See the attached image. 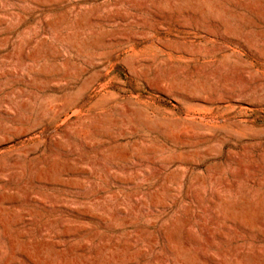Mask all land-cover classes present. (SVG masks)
<instances>
[{
    "label": "rangeland",
    "instance_id": "1",
    "mask_svg": "<svg viewBox=\"0 0 264 264\" xmlns=\"http://www.w3.org/2000/svg\"><path fill=\"white\" fill-rule=\"evenodd\" d=\"M0 264H264V0H0Z\"/></svg>",
    "mask_w": 264,
    "mask_h": 264
}]
</instances>
